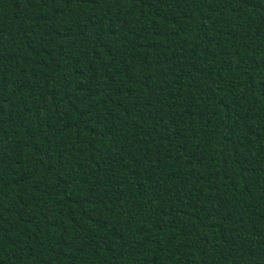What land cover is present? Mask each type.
Segmentation results:
<instances>
[{"label":"trees","instance_id":"obj_1","mask_svg":"<svg viewBox=\"0 0 264 264\" xmlns=\"http://www.w3.org/2000/svg\"><path fill=\"white\" fill-rule=\"evenodd\" d=\"M0 264H264V0H0Z\"/></svg>","mask_w":264,"mask_h":264}]
</instances>
